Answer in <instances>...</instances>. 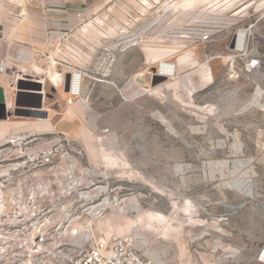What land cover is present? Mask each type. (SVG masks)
<instances>
[{"label":"rangeland","instance_id":"rangeland-1","mask_svg":"<svg viewBox=\"0 0 264 264\" xmlns=\"http://www.w3.org/2000/svg\"><path fill=\"white\" fill-rule=\"evenodd\" d=\"M89 10L93 62L71 64L86 103L53 85L44 63L53 115L0 119V264H46L60 249L128 234L161 264H261L264 0ZM241 29L249 54L239 67L261 63L231 79ZM163 60L178 63L175 75L153 85Z\"/></svg>","mask_w":264,"mask_h":264},{"label":"crops","instance_id":"crops-1","mask_svg":"<svg viewBox=\"0 0 264 264\" xmlns=\"http://www.w3.org/2000/svg\"><path fill=\"white\" fill-rule=\"evenodd\" d=\"M111 1L0 0V59L8 60L6 72L0 74V85L9 94V113L13 112L15 106V74L22 72L20 65L34 67L33 70L38 72L37 76L44 82L45 72L41 65L47 64L50 80L56 85L62 84L67 64L83 68L92 64L91 32L87 26L90 22H86L92 16L89 9L93 5ZM258 63H261L260 60ZM205 72L211 77V70ZM47 97L43 90V108L52 116L55 109L46 107ZM79 101L81 104L86 103L82 96H79ZM234 255L227 257L239 261V256Z\"/></svg>","mask_w":264,"mask_h":264},{"label":"built area","instance_id":"built-area-1","mask_svg":"<svg viewBox=\"0 0 264 264\" xmlns=\"http://www.w3.org/2000/svg\"><path fill=\"white\" fill-rule=\"evenodd\" d=\"M25 1L35 2L39 0ZM78 14L80 15V13ZM236 45L237 41L234 44V48L231 49L232 54H230L229 77L231 79H239L244 73L251 72L259 64L257 60H248L244 63V66L239 67L237 58L239 56L246 57L249 54L248 36L246 37L245 43L242 45L243 47L241 46V49H237ZM6 67H8L7 58L0 59V74L6 72ZM22 68V72L15 74L16 82L19 79H25L43 84L36 75V72H29L31 70L33 71V69ZM68 73L71 75L68 90L70 92L74 77L76 74L77 76L81 74L83 76V72L79 68L67 64L64 78ZM158 74H160V69L158 70ZM54 255L56 258L55 261L47 262L46 264H161L142 252L138 239L133 234L93 238L91 242L84 247L79 249H60ZM258 261L264 264V247L259 250Z\"/></svg>","mask_w":264,"mask_h":264},{"label":"water","instance_id":"water-1","mask_svg":"<svg viewBox=\"0 0 264 264\" xmlns=\"http://www.w3.org/2000/svg\"><path fill=\"white\" fill-rule=\"evenodd\" d=\"M235 37L232 38L229 48H234ZM166 78L160 74H155L152 78V84L156 85ZM71 75L68 73L64 78V89L69 90ZM13 114L18 117L47 119L48 111L43 108V88L40 83L19 79L16 82V91ZM7 94L2 85H0V119L9 118L7 103Z\"/></svg>","mask_w":264,"mask_h":264},{"label":"bare ground","instance_id":"bare-ground-1","mask_svg":"<svg viewBox=\"0 0 264 264\" xmlns=\"http://www.w3.org/2000/svg\"><path fill=\"white\" fill-rule=\"evenodd\" d=\"M248 36V30L247 29H241L237 34H236V39H235V42L237 41V49H241L243 46V43H245L246 41V37ZM242 46V47H241ZM232 49V48H231ZM239 51V50H237ZM159 69H160V74L161 76H164L165 78H168L170 76H174L175 75V72L177 70V64L174 63V62H168V61H161L160 62V65H159ZM209 68L207 69V72L209 73ZM29 72H36V75H39L38 72L35 70L33 71H29ZM28 72V73H29ZM62 83L64 81V75H63V78H62ZM83 76L82 74L79 76H76L74 77L73 81H72V85H71V90H70V94H73V95H78V96H81L82 94V90H83ZM9 94H7L8 96ZM260 95L259 94L258 99H260ZM9 102V96L7 97V103ZM13 114V112L9 113V116H11ZM104 205V204H103ZM96 208H99V207H94L93 211L96 209ZM139 243V242H138Z\"/></svg>","mask_w":264,"mask_h":264}]
</instances>
